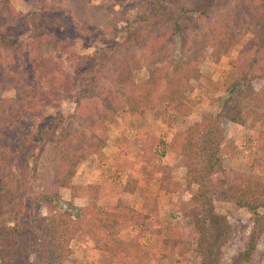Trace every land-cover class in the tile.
I'll return each instance as SVG.
<instances>
[{
  "label": "rangeland",
  "instance_id": "rangeland-1",
  "mask_svg": "<svg viewBox=\"0 0 264 264\" xmlns=\"http://www.w3.org/2000/svg\"><path fill=\"white\" fill-rule=\"evenodd\" d=\"M128 1L0 0V18L9 19L14 11L20 17L14 21L17 27H22L25 20L29 27H45L54 34L77 31L90 40V43L74 45L73 53L77 56L88 57L103 48L116 51L120 56L135 53L138 57V68L134 66L133 72L135 82H145L149 79L151 63L142 45L148 30L156 26L139 29L133 25L136 11L128 7ZM233 1L229 0L205 17L195 14L181 18V34L177 32L178 35L165 41V58L158 59L156 64L183 58L206 25ZM174 18L175 14L168 12L161 22L169 26ZM241 33L234 32L233 38L237 41L222 54L208 52L204 55L199 77L190 81L186 93L192 107L187 118L177 117L164 105L151 108L140 90L136 93L142 101L140 113L130 114L122 107L114 114L105 130L104 146L87 160L77 162L72 184L77 187L98 184L101 188L98 205L119 214L120 227L116 236L107 237L93 221L78 216L86 206L85 199H72L69 190H61L55 211L68 210L72 226L77 228L68 243L70 253L62 264H264V235L257 241L250 260L243 259L253 218L236 205L235 188H219L225 176L218 174L214 177L215 191L204 198L196 196L197 186L186 187L187 160L178 148L190 124L200 121L205 114L215 116L223 99L238 96L237 86H233L237 74L230 62L238 57L252 36ZM24 40L23 57L19 59L25 61L26 70L24 74L20 72L21 77L30 74L44 84L60 83L61 90L68 91V63L72 62L62 47L53 39L34 43L28 37ZM4 56L7 60L14 59L16 53L7 52ZM262 84L255 80L251 86L258 91ZM55 91L59 90L53 88L50 100L40 99L37 103L45 117L54 118L57 114L74 111L71 94ZM23 93L21 85H10L1 97L21 102ZM38 123L37 119L33 123L26 122L21 132L32 133ZM222 128L218 156L227 182L234 185L241 177H260L264 183V108L248 102L241 122H226ZM132 181H135V190L128 193L126 186ZM260 214L264 215V210ZM46 216L47 210L41 209V217ZM41 217L34 216L31 205H27L24 219L27 226L30 223L36 226ZM197 219L206 229L203 244H199L196 235ZM32 262L40 264L35 257Z\"/></svg>",
  "mask_w": 264,
  "mask_h": 264
},
{
  "label": "trees",
  "instance_id": "trees-1",
  "mask_svg": "<svg viewBox=\"0 0 264 264\" xmlns=\"http://www.w3.org/2000/svg\"><path fill=\"white\" fill-rule=\"evenodd\" d=\"M228 1L129 0L128 7L136 11L133 25L139 29L156 26L148 30L142 45V50L150 57L149 79L139 83L135 82L133 74L134 66H138L135 53L120 56L116 51L103 48L88 57L77 56L73 53L74 45L90 43L77 31L54 34L45 27H29L25 20L22 27H17L14 21L20 17L14 11L11 18H0V50H3V53L0 51V264H35L33 257L40 264L63 263L70 253L68 243L77 232L68 210L55 211L56 200L63 189L70 191L72 199H85L86 206L78 216L93 221L107 237L116 236L120 216L98 205L100 186L72 184L77 162L87 160L104 146L105 130L122 107L130 114L141 112L142 101L136 96L138 90L144 93L151 108L164 105L177 117L190 116L192 107L186 99L190 81L199 77L206 53L222 54L237 41L233 38L234 32L252 35L238 57L230 62L237 74L233 86H237L238 96L223 99L215 116L205 114L200 121L190 124L178 148L187 160L186 187L197 186L196 196L204 198L215 191L214 177L218 174L225 176L219 188H235L236 205L253 218L243 252L244 261L250 260L257 241L264 235V215L260 214L264 210V183L260 177H241L234 185L228 183L218 154L223 140L222 125L239 124L248 102L264 108V0H234L206 25L183 58L156 64L158 59L165 58V41L181 34V18L195 14L205 17ZM168 12L175 14L169 26L161 22ZM24 37L33 39V43L53 39L62 47L72 62L68 63V91L61 90L60 83L44 84L30 74L21 77L20 72L24 74L26 70L25 61L19 59L23 57ZM7 52H15L16 57L5 59ZM255 80L263 82L258 91L251 86ZM10 85L24 87L21 102L1 97ZM243 85L245 90L241 89ZM54 87L59 90L54 93L71 94L73 112L45 117L37 103L40 99L50 100ZM35 119L39 123L32 133L21 132L26 122L33 123ZM8 169L13 172H7ZM131 183L126 186L128 193L135 190V181ZM28 204L36 217H41L43 208L48 212L36 226L31 223L27 226L24 221ZM203 225L195 220L199 244L206 239ZM25 235L29 238L25 239Z\"/></svg>",
  "mask_w": 264,
  "mask_h": 264
}]
</instances>
